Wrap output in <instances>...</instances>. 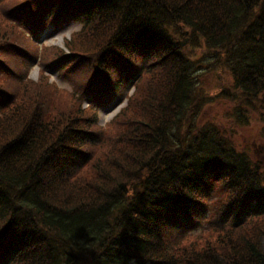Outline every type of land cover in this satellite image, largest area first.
Masks as SVG:
<instances>
[{
	"label": "trees",
	"instance_id": "obj_1",
	"mask_svg": "<svg viewBox=\"0 0 264 264\" xmlns=\"http://www.w3.org/2000/svg\"><path fill=\"white\" fill-rule=\"evenodd\" d=\"M110 1L129 6L126 13L115 9L114 19L106 12L105 25H93L91 36H74L87 52L69 44L72 55L57 58L88 69L87 84L78 79L81 97L103 87L105 77L128 84L145 65L150 68L135 83L134 97L140 98L122 111L127 126L116 146L127 151L96 179L99 197L82 199L80 207L63 190L87 162L88 129L43 132V120L53 115L39 103L23 111L41 93L24 96L22 89L32 83L22 66L28 54L6 33L9 28L13 40H21L18 25L0 17V41L11 40L8 54L17 53L21 68L2 59L7 45L0 44V252L25 243V264H88L92 255L90 264H264V150L253 162L212 123L181 134L186 112L192 110L195 121L205 101L194 94L195 65L173 35L187 29L205 43L199 57L207 61L205 69L227 73L233 93H222L237 103L238 125L249 124L253 111L264 122V0ZM24 181L30 182L21 189ZM211 198H220L225 235L215 248L190 242L186 252L184 239L209 218ZM241 229L250 233L232 241Z\"/></svg>",
	"mask_w": 264,
	"mask_h": 264
},
{
	"label": "rangeland",
	"instance_id": "obj_2",
	"mask_svg": "<svg viewBox=\"0 0 264 264\" xmlns=\"http://www.w3.org/2000/svg\"><path fill=\"white\" fill-rule=\"evenodd\" d=\"M22 1L24 0H0V17L4 18L5 9H10L12 6L17 5ZM96 22L98 21L96 20ZM31 26L35 27L34 24H31ZM81 26L82 24H76L71 28H63V31L58 34L55 33V35H53L54 33L52 32L51 25H45L42 30H39L36 27L39 37L45 39L40 43V45H46L43 47L32 45L27 39H25L22 33V36L20 37L21 40H13V32L9 28H6V33L14 43L25 47L30 52L39 54L41 58L47 57L48 62H50L54 57H57L61 51H71L69 44L76 47L72 50L87 52L76 46L77 42L74 39V36L76 35H72L73 32L80 31ZM183 32L184 35H182L181 32H178L177 34L174 33L173 35L176 41L180 43L182 53L189 56L195 65V70L190 73L194 80V84H192L193 91L201 100L205 101L201 123H212L214 129L218 131L219 134L230 138V141H232L236 147L249 152V156L253 162L261 161L263 158L262 151L264 150V137L261 136V130L264 127L262 117L260 119L257 113L253 111L250 114L251 121L249 124H237L238 119L235 118L234 111V107L237 103L233 100H229L230 98L228 99L227 95L224 96L222 93L225 89H229L225 92L233 93L230 78L221 68H218L216 71L212 69L209 71L206 70L205 66H207V61L199 59V57L207 50L205 48V43L202 40L193 39L187 29H184ZM87 36H91V33L80 34L77 36V39ZM69 39H71L72 42L66 43ZM182 43L184 45H182ZM85 45H88L85 47L92 48V45H89L87 42ZM95 48L96 47L93 49ZM30 57L33 59H30ZM9 59L10 62L17 67V70L21 69L20 66L17 65L18 58L12 56L9 57ZM55 59L50 63L43 64V66L38 57L28 55L23 60L22 66H28V68H30L28 69V78L31 79L32 82L27 85L26 88L22 89V91L25 92L24 96H27L26 94L29 93L30 98L35 99L38 94L41 93L40 98H37L38 101L30 106H23V111L27 108H32L36 103H39L47 113L53 115V118L49 119L46 117L43 120V122H45V126L42 129L43 132H48L49 127L50 130L52 132L55 131V133L68 131L67 128L73 120L76 121L79 126L82 124L88 129V144H85L84 149L91 157L89 166L73 174L71 176L73 179L68 180V183L66 184L67 186H65L63 190V194L66 195L65 197H69L70 201H74V203L75 201H78L75 206L78 205V207H80L84 205L81 203L82 199L89 201L93 196L94 198L99 197L94 192L98 190L97 184L100 183L99 181H96V179L104 176V169L109 161L111 162V160L114 159L113 163H117L120 159H115V157H119L123 152L127 151V148H124L122 143H119L120 145L122 144L121 146H116V143L121 141L120 137L123 135V128L127 126L122 119V111L126 109L130 101L125 104V99L123 104V97L131 94L133 90L131 91L130 89H127L122 95H120V93L116 95V100H120L122 106L125 105V108L121 113V109L117 112H111V108L100 111L90 110V107L88 106L91 99L88 98V100H85L80 96V93H75V90L82 84L78 79L83 78V75L88 69L83 68L75 72L74 69L76 66H72L67 62H62L64 66L62 64L53 66ZM29 60L32 61L28 65ZM56 66L58 67L56 68ZM149 68V65L144 66V69ZM63 74L65 76H62ZM85 79L86 78L84 77L83 80ZM19 92L21 93V91ZM80 98H83L81 102L79 100ZM136 98L140 97L136 96L133 99ZM98 101H102V99ZM133 104H135L134 100ZM91 107L93 109H99L98 104L95 103L91 104ZM247 114L248 113H246V115ZM87 119L89 121H86ZM239 120L243 121L244 117L240 115ZM9 121L12 123V119ZM8 125L9 123L5 125V128H7ZM84 127L81 128L83 129ZM1 136L2 135H0V137ZM235 138L237 139L235 140ZM14 180L17 181L16 179ZM29 182L30 181H24L19 187L24 189ZM21 185L24 187H21ZM211 207L212 214L210 216L213 218L211 221H219V224L206 226L211 223L210 219H208L205 222V226H202L197 232L189 234L183 242V244L186 243V252H189L191 249V247L188 246V243L190 242L191 245L194 242H200V244H206L208 248H215L219 243V235L222 233L225 235L226 230L224 229V222L216 218L220 208V198H211ZM254 223L256 227H262L261 221ZM249 233V230L241 229L232 235V241L238 242L242 237L247 236ZM92 261L93 255L89 258V262ZM172 262L174 263V260H172ZM25 263L26 262H20L19 264Z\"/></svg>",
	"mask_w": 264,
	"mask_h": 264
},
{
	"label": "water",
	"instance_id": "obj_3",
	"mask_svg": "<svg viewBox=\"0 0 264 264\" xmlns=\"http://www.w3.org/2000/svg\"><path fill=\"white\" fill-rule=\"evenodd\" d=\"M182 45H184V44L182 43Z\"/></svg>",
	"mask_w": 264,
	"mask_h": 264
}]
</instances>
